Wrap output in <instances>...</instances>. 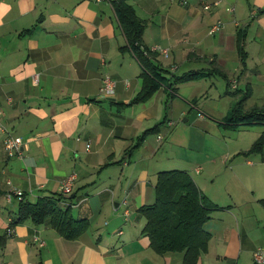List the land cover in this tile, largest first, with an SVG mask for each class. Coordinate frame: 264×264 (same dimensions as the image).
<instances>
[{
    "label": "crops",
    "instance_id": "obj_1",
    "mask_svg": "<svg viewBox=\"0 0 264 264\" xmlns=\"http://www.w3.org/2000/svg\"><path fill=\"white\" fill-rule=\"evenodd\" d=\"M114 1L0 0L1 119L23 143L11 157L0 133V264H257L264 147L250 150L264 125L232 127L227 119L231 91L248 93V108L264 102V0H219L210 9L204 4L217 0H131L147 20L143 47L165 77L136 103L146 69ZM189 72L201 75L183 79ZM106 74L116 83L109 97L100 95ZM169 170L189 173L212 209L207 250L189 262L184 252H155L144 234L141 208L156 202L158 174ZM72 173L73 191L60 206L87 222L77 237L61 235L50 219L11 224L19 207L17 196L7 198L11 187L36 202L60 193Z\"/></svg>",
    "mask_w": 264,
    "mask_h": 264
},
{
    "label": "trees",
    "instance_id": "obj_2",
    "mask_svg": "<svg viewBox=\"0 0 264 264\" xmlns=\"http://www.w3.org/2000/svg\"><path fill=\"white\" fill-rule=\"evenodd\" d=\"M113 6L129 49L146 69L142 75L143 87L133 99V103L143 102L148 100L164 83L165 77L155 68L148 56L153 52L143 47V35L147 20L138 15L131 0H115ZM245 39V30L240 29L237 46L242 63L247 57ZM200 75L199 72H189L183 79H197ZM228 84L232 89L237 88L236 81L228 82ZM229 93L238 95V91ZM248 98L249 95L246 93L236 101L227 119L228 124L232 127L256 123L264 125V102L261 106L248 108ZM263 147L264 132L252 145L250 152H261ZM155 187L156 202L151 206L141 208L146 218L144 234L148 237L151 248L159 254L184 252L187 262L195 260L203 251L207 250L210 239V234L203 228L204 223L210 218L212 210L207 197L199 189L193 177L181 170L160 172ZM63 198L64 196L60 192L53 196L39 197L36 202H31L23 195L22 198H19L18 218L16 221L12 219L11 224L31 220L38 225L46 219H50L52 226L61 235L75 238L86 229L87 222L75 219L69 210H64L60 206Z\"/></svg>",
    "mask_w": 264,
    "mask_h": 264
},
{
    "label": "built area",
    "instance_id": "obj_3",
    "mask_svg": "<svg viewBox=\"0 0 264 264\" xmlns=\"http://www.w3.org/2000/svg\"><path fill=\"white\" fill-rule=\"evenodd\" d=\"M185 2V0L183 1ZM220 1L217 0L213 3H205L204 4V9H210L213 5H219ZM227 10H233L232 7H227ZM221 28V21L213 24L210 29L209 33L214 34ZM159 51L163 56L168 57L169 56V50L168 49H163L159 47H155L153 51ZM115 86L116 83L115 81L111 78L110 75L106 74L103 78V83L100 88V95L109 97L112 96L115 92ZM200 117H205V115L201 112L198 113ZM0 133L5 134L4 138V144L7 149V152L9 156H15V155H21V148L23 146L22 139L19 137H15L12 135L7 129L4 123L2 122L1 119V110H0ZM158 139H162V136L159 135ZM90 148V144H88V149ZM77 179V174L72 173L69 176H67L65 179L62 180L61 185H60V192L63 195H70L73 191L74 183ZM9 184H11V181H8ZM7 198L9 200L12 199L13 195L17 196L18 198H22L24 195V192L21 189H17L14 187H11V189L8 191ZM129 211H126V215H128ZM13 230L11 228L8 229V232L11 233ZM36 239V238H35ZM254 260L257 264H262L264 262V250L262 248H257L256 251L254 252Z\"/></svg>",
    "mask_w": 264,
    "mask_h": 264
},
{
    "label": "rangeland",
    "instance_id": "obj_4",
    "mask_svg": "<svg viewBox=\"0 0 264 264\" xmlns=\"http://www.w3.org/2000/svg\"><path fill=\"white\" fill-rule=\"evenodd\" d=\"M163 49H165V48H163ZM150 51H152V50H150ZM232 92V91H231ZM232 98L234 99H236V101H238V99H239V95H232ZM231 98V99H232ZM201 113H203L202 111H200ZM204 114V113H203ZM205 115V114H204Z\"/></svg>",
    "mask_w": 264,
    "mask_h": 264
}]
</instances>
